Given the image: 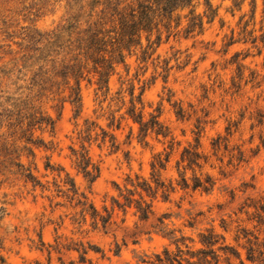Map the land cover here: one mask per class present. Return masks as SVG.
Segmentation results:
<instances>
[{
  "label": "clouds",
  "instance_id": "obj_1",
  "mask_svg": "<svg viewBox=\"0 0 264 264\" xmlns=\"http://www.w3.org/2000/svg\"><path fill=\"white\" fill-rule=\"evenodd\" d=\"M165 7L0 0V264H264V0Z\"/></svg>",
  "mask_w": 264,
  "mask_h": 264
},
{
  "label": "trees",
  "instance_id": "obj_2",
  "mask_svg": "<svg viewBox=\"0 0 264 264\" xmlns=\"http://www.w3.org/2000/svg\"><path fill=\"white\" fill-rule=\"evenodd\" d=\"M162 2L166 5V7H165V11L167 12V11H168L170 8H172V7H175V6H177V7L182 6L184 0H162ZM142 15H146V13H142ZM177 19H178V18H177ZM177 26H179L178 23H177ZM262 39H264V38H262ZM253 42L255 43V41H253ZM96 44H97V47H102V46H103L101 42H96ZM165 199H166V198H165ZM261 208H263V207H261ZM263 209H264V208H263ZM151 214H152V212L146 213L145 216H144V219H148V217H149ZM106 223H107V221H106ZM206 239H207V237H206ZM164 255H165V256H168V255H169L167 249L164 250ZM192 255L195 256V255H197V253H192ZM205 255H208V253H205ZM214 258H215V257H214ZM157 259L159 260L160 257L157 256ZM174 264H180V260H178V259H177V260H174ZM217 264H219V261L217 262Z\"/></svg>",
  "mask_w": 264,
  "mask_h": 264
},
{
  "label": "rangeland",
  "instance_id": "obj_3",
  "mask_svg": "<svg viewBox=\"0 0 264 264\" xmlns=\"http://www.w3.org/2000/svg\"><path fill=\"white\" fill-rule=\"evenodd\" d=\"M177 23H178V19H177ZM177 27H179V26H177ZM262 122H264V121H262ZM262 138H264V137H262ZM253 151H255V149H253ZM244 158L247 159V156H245ZM260 167H261L262 170H264V165H261ZM254 178H256V177H254ZM257 179H258V183H259V182H264V175H258V178H257ZM192 195H193V197H194V196L197 195V194H196V193H193ZM221 207H222V206H221ZM261 207L264 208V200H262L261 205H260L261 221L264 222V209L261 208ZM153 215H155V212H154V211H153L152 214L148 217V219H149L151 216H153ZM145 220H147V219H145ZM96 250H97V251H100L99 248H97ZM72 264H74V262H72Z\"/></svg>",
  "mask_w": 264,
  "mask_h": 264
}]
</instances>
